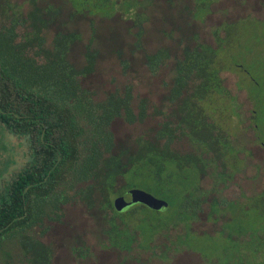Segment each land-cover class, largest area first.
<instances>
[{
  "label": "trees",
  "instance_id": "1",
  "mask_svg": "<svg viewBox=\"0 0 264 264\" xmlns=\"http://www.w3.org/2000/svg\"><path fill=\"white\" fill-rule=\"evenodd\" d=\"M204 3L28 0L22 14L12 0H0V129L26 145L25 161L0 179V256L6 264H14L17 245L21 261L54 264V248L41 238L55 225H66L65 208L78 202L102 225L109 238L102 246L127 252L140 246L146 222L153 243L178 227L204 235L194 225L204 222L206 206L211 216H219L225 205L250 211L249 203L219 195L232 179L226 169L240 158L239 148L248 151L245 157L251 154L234 144L238 129L226 127L228 114L213 106L219 96H233L221 73L229 70L235 38L241 47L242 38L234 33L242 25L234 30L238 19L221 21L212 31L214 43L202 41L198 9ZM247 19L244 28L261 47L254 59L258 74L252 82L241 77L238 88L254 105L249 122L257 119L246 128L254 127L264 144L258 134L264 131V19ZM113 61L121 79L112 75V88L103 92L104 63ZM165 68L170 72L161 81L160 105H154L153 78ZM140 84L149 90L141 94ZM234 111L231 117L240 115ZM153 114L160 118L154 126L136 128ZM117 119L132 128L118 134ZM183 140L188 148L182 150ZM208 177L213 182L207 186ZM139 186L166 200L168 208L137 204L116 210L115 198ZM259 205L263 224L264 193ZM36 228H42L40 237ZM74 244L73 258L92 255L80 237ZM169 251L160 258L168 260ZM198 254L191 253L196 259Z\"/></svg>",
  "mask_w": 264,
  "mask_h": 264
},
{
  "label": "rangeland",
  "instance_id": "2",
  "mask_svg": "<svg viewBox=\"0 0 264 264\" xmlns=\"http://www.w3.org/2000/svg\"><path fill=\"white\" fill-rule=\"evenodd\" d=\"M90 1L93 0H89V2ZM176 1L179 7H183V3H186L187 0ZM12 2L19 7L18 12H21L22 14H24L29 8L28 0H12ZM199 2H205L204 7H202V4L198 9V16H202V18H199L202 26L201 40L209 44L214 43L215 40L212 31L221 26V21H235L244 16L245 13L254 11V9H252L253 2L251 0H247L244 4H241L236 0H213L210 8L209 0H199ZM147 4L148 3H144L145 6ZM19 15L20 14L18 13L17 16ZM247 18L249 17L240 18L238 24H232L234 30L237 25H242L238 30L239 33H234V38L236 35L242 38L241 41L238 40L241 43V47L238 46L236 43L237 39L235 38L234 57L233 59L230 58V63L226 64V68L229 70H224L221 73L225 80V86L233 96L221 95L213 106L214 109L222 108L219 110L228 114V122H225L226 127H231L230 129L232 131H234V127H236V130L238 129L237 138H232L234 144H241L246 146V148L248 147L247 149L250 150L251 147L254 146L253 142L255 139L252 128L246 127H248L250 123H255L257 119H250L249 122V117H251V111L254 109V105L249 100L247 91L238 88V83L240 82L241 77L245 78L247 82H252L253 76L258 74V69L254 67V59H257L256 56L259 54L258 52L261 50V47L254 44L255 38L253 39V37H250L249 32L244 28L248 22ZM5 20L6 19L4 18V21ZM226 25L227 23L223 26L225 27ZM221 35H225L222 30ZM235 64L242 65L248 70V72H250V74L243 72L241 69H237ZM104 66L107 68H105V71L103 72L104 75L102 76V79L104 83H107V86L102 87L103 92L112 88V85L109 84L108 81L112 75L121 79L118 63L114 61L112 63L105 62ZM142 70H144V68H142ZM169 72L168 68L162 69L159 77L153 78L155 87L153 94H151L152 97H150L154 105H160L162 92L164 91V86L161 81L164 77L168 76ZM148 86L140 84V91L138 90V92H141V94L146 93L149 90ZM235 109H238L241 116L237 115L231 117V115L235 113ZM159 119V116L153 114L145 120L142 126L136 128L143 130L147 129L148 127L154 126ZM241 119L244 121L243 124ZM130 128H132V126H129V124L122 119H117L113 124V129L118 134H123ZM133 128H135V126ZM258 134L264 140V131H260ZM179 146L182 150L187 149L188 142L183 140L179 143ZM239 149L243 152L241 156L248 154V151L243 149V147H240ZM25 158V142L8 135L0 129V179L3 176H6L10 170L22 164L25 161ZM253 162L258 164V171L255 167L249 165L242 173H238L236 175L235 185L234 182L229 183V185L232 186L225 191L227 196H234L241 190L247 195L258 192L260 193L264 190V150L261 149L260 145L256 148V156ZM230 174H233V170L230 171ZM212 182V178L210 179L209 177L204 181L207 186L209 184L211 185ZM139 188L143 190L146 189L145 186H139ZM65 210L66 216L64 220L67 224L55 225L53 229L41 238L45 242L52 244L54 248V264H202L200 260L192 257L193 255H191V253L199 252L202 256H215L217 258L222 255L224 241L222 242V240L219 239V235L208 238L206 235L197 234L194 231H189V233H186L185 231L182 232L183 230L181 227L170 229L167 232L163 231V234L157 236L152 243V241H150L151 238L149 237H152L154 231L149 222L143 224L142 227H148L146 236H142V234L140 235L138 240L140 246L135 248L132 252L117 251L111 247L104 248L102 245L106 243L109 238L103 233V227L97 218L93 217L82 203L78 202L74 205H68ZM164 218L168 219L167 213H165ZM136 219L137 218H134V220ZM141 224L142 223H140V225ZM204 227L205 225L202 221L194 225V229L197 231H201ZM105 228H108V226L106 225ZM41 231L42 228H36L34 233L37 237H40ZM79 237L91 247L92 251V255L83 260L75 257L73 258L70 254L71 246L75 245L74 243ZM259 241L260 249H263L264 223H259ZM166 251H169V259L164 261L163 259L165 257H160ZM12 254V261L14 264H28L21 261V252L18 245L12 249ZM0 264H6L1 256Z\"/></svg>",
  "mask_w": 264,
  "mask_h": 264
},
{
  "label": "flooded vegetation",
  "instance_id": "3",
  "mask_svg": "<svg viewBox=\"0 0 264 264\" xmlns=\"http://www.w3.org/2000/svg\"><path fill=\"white\" fill-rule=\"evenodd\" d=\"M236 1L244 4L247 0ZM251 1L253 2L252 9H254V11H249L245 13L244 16L241 15L242 17L240 18L248 16L258 20L264 19V0ZM256 126L255 124V127ZM252 131L255 141L253 142L254 146L249 150L251 154L250 157L240 156L237 160L232 159L228 163L226 169L227 175H232V179H230L227 185L219 188V195H221L223 199L238 201L245 204V207H247L249 203L250 211L243 213L238 206L229 208L225 205L222 207L219 216H211V209L206 206L203 234L208 238L219 235V239H221L222 242L224 241L225 246H222V255L218 258L215 256L210 257L198 254L199 258L197 259L200 260L202 264H264V245L263 249H260L259 241V199L260 195L264 193V190L260 193L258 192L250 195H247L242 190L234 196H227L225 193V191L232 186L229 185V183L234 182L235 185L236 175L242 173L249 165L255 167L258 171L259 166L257 163H254L253 160L256 156V148L260 145L261 149L264 150V144H259L257 141L254 127ZM231 170H233V174H229ZM209 195L206 204L212 201V195Z\"/></svg>",
  "mask_w": 264,
  "mask_h": 264
},
{
  "label": "water",
  "instance_id": "4",
  "mask_svg": "<svg viewBox=\"0 0 264 264\" xmlns=\"http://www.w3.org/2000/svg\"><path fill=\"white\" fill-rule=\"evenodd\" d=\"M137 204H144L154 210H166L169 206L166 200L143 189H131L114 200V206L119 212H124Z\"/></svg>",
  "mask_w": 264,
  "mask_h": 264
}]
</instances>
